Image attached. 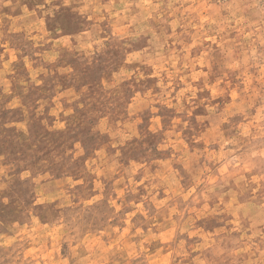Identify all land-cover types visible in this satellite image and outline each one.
I'll use <instances>...</instances> for the list:
<instances>
[{"label": "rangeland", "instance_id": "374dc122", "mask_svg": "<svg viewBox=\"0 0 264 264\" xmlns=\"http://www.w3.org/2000/svg\"><path fill=\"white\" fill-rule=\"evenodd\" d=\"M0 264H264V0H0Z\"/></svg>", "mask_w": 264, "mask_h": 264}]
</instances>
